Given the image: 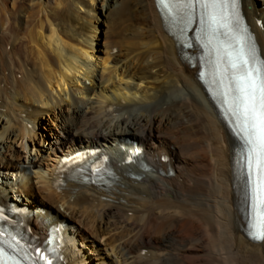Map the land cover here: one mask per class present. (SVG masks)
<instances>
[{
	"label": "bare ground",
	"instance_id": "obj_1",
	"mask_svg": "<svg viewBox=\"0 0 264 264\" xmlns=\"http://www.w3.org/2000/svg\"><path fill=\"white\" fill-rule=\"evenodd\" d=\"M242 3L264 57V0ZM198 70L155 0H0V205L41 237L62 226V264H264ZM83 150L109 157L111 185L60 172Z\"/></svg>",
	"mask_w": 264,
	"mask_h": 264
},
{
	"label": "snow or ice",
	"instance_id": "obj_2",
	"mask_svg": "<svg viewBox=\"0 0 264 264\" xmlns=\"http://www.w3.org/2000/svg\"><path fill=\"white\" fill-rule=\"evenodd\" d=\"M203 2L207 10L215 0H196ZM186 5L193 0H185ZM210 24L215 25L219 21L210 12H206ZM220 27H227L220 24ZM237 47L227 51L228 66L232 70L231 82L228 92L234 94L233 103L236 112L241 118L242 132L248 137V143L252 145L251 151L256 156L255 167L259 170L260 180L256 188V197L261 205H264V60L260 61V67H256L255 49L246 46L244 38L236 41ZM251 64V66H250ZM228 68L225 69V72ZM258 238H264L261 234Z\"/></svg>",
	"mask_w": 264,
	"mask_h": 264
},
{
	"label": "rangeland",
	"instance_id": "obj_3",
	"mask_svg": "<svg viewBox=\"0 0 264 264\" xmlns=\"http://www.w3.org/2000/svg\"><path fill=\"white\" fill-rule=\"evenodd\" d=\"M96 12H98V11H95V13ZM97 14V16L99 17V20H94V23H96L97 24V26H98V29H97V31H98V33H99V36H101V37H99L100 38V41L99 42H106V40H108L109 38H113V37H111V32L109 31V30H112V27H111V24H109L108 25V23L107 22H105V18L103 17V16H99V14L98 13H96ZM134 22V21H133ZM105 23H107V24H105ZM133 25V27H134V24H136V22H134V23H132ZM16 26V25H15ZM107 26H110L109 28L107 27ZM100 27V28H99ZM107 27V28H106ZM106 28V29H105ZM111 28V29H110ZM95 34V33H94ZM107 37H106V36ZM104 40V41H103ZM100 55H102V53H99ZM1 176L0 177H5V174H0ZM11 196H12V194H11ZM12 197H14V196H12ZM61 208V207H60ZM72 231V230H71ZM75 231V230H74ZM80 247H82V248H85L84 247V245L83 244H81L80 243ZM90 254H91V256L93 255L91 252H90ZM96 261V260H95ZM96 264V262H90V261H82L81 262V264Z\"/></svg>",
	"mask_w": 264,
	"mask_h": 264
}]
</instances>
